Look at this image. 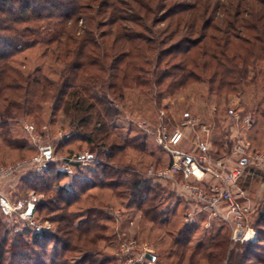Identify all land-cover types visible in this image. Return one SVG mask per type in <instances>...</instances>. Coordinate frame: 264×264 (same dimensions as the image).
Wrapping results in <instances>:
<instances>
[{
	"label": "trees",
	"instance_id": "16d2710c",
	"mask_svg": "<svg viewBox=\"0 0 264 264\" xmlns=\"http://www.w3.org/2000/svg\"><path fill=\"white\" fill-rule=\"evenodd\" d=\"M90 1L93 5L98 2L95 5L97 15L105 18L104 24L96 22L95 28L92 29L87 24L93 21V17L85 16L83 12L88 6L85 0H44L43 2H46L44 5L39 2L31 4L36 2L35 0L20 2L19 14L12 19L14 24L4 27L15 32L16 36L13 40L9 39L4 43L2 41L3 44L0 46L2 144L25 148L26 143L18 146L14 143V138H8L9 121L33 115L34 111L41 109L42 102H46L49 98L54 101V113L55 109L68 103L67 98L72 89H80L88 94L89 98L94 99L100 112L109 115L112 110L109 103L111 100L107 95L99 96L94 93L96 86L107 91L108 95L123 98L125 89H143L154 84L157 87H165V92H159V98L162 99L167 95L176 96L192 84L206 83L209 92L217 91L218 97H224L225 95L220 92L241 93L245 87L254 85L259 75L264 76V7H261L264 0H235L236 2L231 6L227 3V9L225 5L220 8L221 18H216L212 11L210 12L211 9L207 6L208 0L205 5L203 0H193L192 3L164 0L163 17L159 19L164 18L165 21L170 19V23L166 28L156 31L145 24V21L156 13L152 5L153 0ZM93 5H89L88 9ZM54 19L64 23L59 35L51 33L48 27H44L46 23L51 26ZM80 21L86 22V25L79 27ZM15 22L36 24L20 30L15 26ZM127 22L141 27L144 32H139ZM173 22L177 23L176 27H173ZM104 26L108 28L100 30ZM146 34L151 36L148 37ZM179 34L182 35L179 40L172 42L168 47L164 46L168 39H173ZM32 35L36 38L29 40L28 37ZM41 42L46 44L47 50L44 55L51 52L55 56V61L63 64L62 77L58 81L45 75L41 68L36 69L32 74H25L10 63L11 55ZM7 47L12 50H5ZM152 65L154 70L147 69V66ZM146 74L152 76L149 78L145 76ZM257 110L264 119V103L257 105L253 125L258 121ZM253 139L256 142L255 136ZM220 143L223 151L229 149V145L225 146V141ZM124 148L125 150L133 148L147 157L153 154V152L147 153L145 144L127 142ZM124 148L114 146L110 150L97 151L112 160L116 155L114 149L122 152ZM141 163L142 166L146 164L145 161ZM52 164V162L48 163L41 173L31 171L33 180L30 185L35 192L45 193L51 191L54 184L69 179V184L65 182L64 186H60L57 192L59 195L55 196L65 206L53 208L46 205L48 202H43L40 207L41 210L48 208L52 212L61 211L57 219L59 224L63 223L59 228L60 231L64 233L69 231L73 223V214L67 212V208L80 199L87 189L94 187L116 189L117 185L124 183L130 184L128 205L140 210L145 217L152 215V221L158 219L156 215L158 210L153 206V201L165 187L156 184L153 178L146 172L139 171L134 164L128 162L124 165L122 173L127 176L124 182L116 180V174L120 171H116L104 162L84 169L76 167L72 175H67L58 169L51 173ZM170 198L173 199L172 210L162 212L165 217L161 222L166 224L172 223L171 217L176 218L180 214H186L187 210L186 202L176 197L173 190ZM40 209L38 208L37 211L39 212ZM171 212V216H166ZM257 215V223L264 226V203ZM206 216V212H201L194 222H185L179 226L178 233L172 240L171 255L181 262L187 258L189 252V262L193 264L195 255L206 251L204 258L208 262L214 257L217 261L225 257L229 258V264H250L255 260L258 264H264V230H258V241L244 243L245 245H240L237 252L234 250L230 252L228 250L230 238L223 232L227 224L221 222L216 226L217 222H214L212 230H204L206 231L204 237L199 238L192 247L196 232L204 224L201 217ZM26 229L31 233L29 240L34 245L48 246L52 240L63 241L61 236L52 233V229L44 232L36 231L32 227ZM23 237L20 234L11 239L10 247L13 255L24 251L21 248L26 246ZM8 240L10 238L3 236L1 242L8 243ZM1 242L0 264H3L4 245ZM19 248L21 250H17ZM10 263L15 262L11 260Z\"/></svg>",
	"mask_w": 264,
	"mask_h": 264
},
{
	"label": "rangeland",
	"instance_id": "374dc122",
	"mask_svg": "<svg viewBox=\"0 0 264 264\" xmlns=\"http://www.w3.org/2000/svg\"><path fill=\"white\" fill-rule=\"evenodd\" d=\"M24 1L29 2L31 0H0V46L4 41L13 40V37L16 36L15 32L4 29V27L14 24L12 19L19 14L20 2ZM35 1L31 4L39 2L44 5L46 3L43 2L44 0ZM180 1L193 2V0ZM206 1L203 0L204 5ZM236 1L208 0L207 6L210 7V12L212 11L216 18H221L222 12L220 8L222 9L224 5L226 8L227 3L231 6ZM85 2L88 4L86 6L87 9L83 11L85 16L91 15L93 17V21L87 24L89 28H95L96 22H103L102 24H104L105 18L97 15L95 5L98 2L94 3V5L90 0H85ZM164 2V0H153L152 5L156 9V13H153L150 19L145 21V24L155 31L166 28L170 23V19L167 21L163 20L164 18L162 19L163 21L159 19L161 16L163 17L162 3ZM253 2L251 1V3ZM89 5L93 6L88 9ZM263 5L261 7H264ZM182 19L185 20V18ZM35 24L33 22H15V26L20 30H24L27 26L33 27ZM127 24L136 27L135 29H138L139 32H144V29L137 27L134 23L127 22ZM172 24L173 27L177 25L175 22ZM63 25L62 21L54 19L51 26L46 23L44 27H48L47 29L51 33L59 35L63 30ZM84 25H86V22L80 21L78 24L79 27ZM107 28V26H104L100 30ZM146 35L148 37L151 36L150 34ZM181 36L179 34L173 39H168L167 44L164 46L168 47L172 42L179 40ZM28 38L33 40L36 37L32 35ZM10 49V47H7L5 50L9 51ZM46 50V44L41 42L16 54H10L9 60L13 66L19 68L25 74H32L36 69L41 68L45 75L52 80L58 81L62 77L63 64L57 63L55 56L51 52L44 55ZM150 68L154 70L153 65L147 66V69ZM145 76L151 77L152 75L146 74ZM95 89L96 92L94 93L99 96L107 95V98L112 101L109 102L112 107L109 115L106 112H100L98 105L95 104L94 99L89 98L88 94L80 89H72L67 98L68 103L59 109H55L54 113V101L49 98L46 102H42L41 109L34 111L33 115L22 116L15 121L10 120L8 138H14L13 141L18 146L23 143H26L27 146L25 148L9 147L2 144L0 138V145L2 144L0 146V168L24 159L29 160L38 155L41 146L50 144L53 147L55 158V161L52 162L53 167L50 169L51 173L57 169L60 170L63 157L89 150L106 165L115 168L116 171L119 170L120 172L116 174V180L118 181L119 179L124 182L127 176L122 171L125 167L124 165L128 162L134 164L139 171L145 173L151 166L156 169H165L172 161V154L169 153L164 145L167 139H164L163 135L160 138L159 135V130L162 128L160 124L164 123V125H167L168 129L166 132L170 141V137L179 129L177 128L179 121L188 118L187 116H190V114L197 115V113L212 118L209 112L214 109L218 110V115H215L216 120L219 118L223 119L229 115V118H231L230 122H234V124L232 122L233 128L238 130L239 134L231 135L232 131L229 128L228 150L230 153L236 144L237 138L241 137L246 141L249 140L250 135L255 136L256 148L264 152V119L258 113L259 110L256 113L257 124L250 128L242 127L240 123H236L232 118L234 114L242 115L246 113H251L254 117L257 105L264 103V76L259 75L256 83L245 87L241 93L226 94V92H220V94L225 95L224 97H218L217 91L209 92L206 83L192 84L182 90L180 94L176 96L167 95L162 99L159 98V92H165V87H157L154 84L143 89H125L123 98H115L111 94L108 95L107 91L100 89V86H96ZM166 106L168 107L166 108ZM229 118L223 127L225 134L228 133ZM141 123H143V126ZM162 140L164 141L162 142ZM127 142L145 144L147 153L153 152L152 156L147 157L133 148L125 150L124 147ZM114 146L124 149H122V152L114 149L116 155L112 160L98 153L101 149L110 150ZM176 149L178 150V148ZM144 161L146 164L143 163L144 166H142L141 162ZM31 171L33 170L30 167L19 168L10 175L0 179V194L8 196L13 201L34 197L37 209H40L43 202H48L46 205L53 208L65 206L55 196L59 195L57 192L60 186L65 182V184H69V179L61 181L62 183L54 184L51 191H46L45 193L35 192L30 185L33 180ZM180 179H183L181 175ZM155 182L165 187L164 191H160V195L153 201V206H156L158 210L156 214L158 219L156 221H152V215L145 217L140 210L128 205L129 183L119 184L116 189L109 187L87 189L80 199L74 201L67 208V212L73 214V223L67 233L59 230L61 224H63H59L57 221L61 211L54 210L52 212L48 208L40 209L39 212L36 210V220L40 223L49 221L52 233L54 232V234L61 236L63 239L62 242L52 240L48 246H39L31 243L29 239L32 235L26 229L27 226H24L23 221L19 217L15 219L8 218L0 209V242L3 236L10 238L8 243L1 242L4 245L3 264H11V260L15 262L14 264H125L128 261V257H136L142 253H150L155 256V259L151 260L152 264H191L189 262V252H187V258L180 262L174 255H171V245L173 238L178 233L179 226H182L185 222H194L196 217L191 221H186L187 213L189 212L186 210V214H180L176 218L171 217V224L162 223L161 220L165 217L164 211L172 210L173 199L170 197H172L173 189L159 181ZM185 197L189 198L188 196ZM50 199L52 201H49ZM171 214L172 212L166 216H171ZM257 216V212L252 214L250 223L257 230H264V226L257 223ZM45 218L47 220H44ZM201 218L205 222L207 216ZM85 221L87 222L84 223ZM214 222H217L216 226L221 223V221H213L209 228H205L204 224L202 228L200 227L195 234L191 244L192 247L196 245L199 238L204 237L206 232L204 230H212ZM224 228L223 232L230 238L228 250L237 252L240 249V245L244 243H234L231 240L230 226L227 224ZM20 234L24 236L23 241L24 243L26 242V246L21 247L24 251H16L18 254L13 255L10 247L11 239ZM131 241H136L137 244L133 246L134 248L130 253H126L127 248L131 246ZM205 252L201 251L196 254L193 264L230 263L229 258L225 257L219 261L214 257L208 262L204 258L206 256L204 255ZM250 264H258V262L255 260L251 261Z\"/></svg>",
	"mask_w": 264,
	"mask_h": 264
},
{
	"label": "built area",
	"instance_id": "2783aa9c",
	"mask_svg": "<svg viewBox=\"0 0 264 264\" xmlns=\"http://www.w3.org/2000/svg\"><path fill=\"white\" fill-rule=\"evenodd\" d=\"M232 118L236 123H240L245 128L252 127L254 123V118L251 113L242 115L234 114ZM188 123V121H185L183 124L186 125ZM141 125L143 126V123ZM160 126L162 127L159 130L160 138L163 135L164 139H167L164 145L169 153L172 154L173 160L165 169H156L151 166L146 173L154 181L169 183L174 186L179 184L177 177L181 173L183 177L180 183L182 193L188 196L194 204L187 213L186 221L193 220L198 213L206 212L207 219L204 222L205 228H209L213 221H221L230 226L231 240L234 243H254L258 241L259 232L250 223L252 207L247 202H238L235 197V188L239 180L251 172L246 169L243 163L245 158L248 161L247 158L250 156L248 155L249 144L239 137L232 148L230 158H219L211 163L214 167L225 170L223 174L224 184L221 186L214 184L210 191H207L199 184L204 177L205 164L208 161L206 155L195 158L194 156L177 150L175 147L181 138V132H175L169 141L166 126L164 124H160ZM209 129L210 125H202V131L208 132ZM250 158L253 159V163L251 164H254L255 160L262 162L264 155L250 156ZM233 159L235 163L228 167L227 164ZM53 161H55V158L52 145H43L40 147L38 155L33 158L29 160L24 159L15 164L1 167L0 179L10 175L19 168L30 167L33 171L41 173L45 169V166ZM101 163L102 160L98 156L86 150L63 157L61 159L60 170L67 175H72L76 167L84 169ZM0 209L8 218L15 219L19 217L23 221L24 226L32 227L36 231L44 232L51 229L49 221L40 223L36 220L35 212L37 210V204L34 197L13 201L8 196L0 194ZM130 244L131 246L127 248L126 253H130L137 242L131 241ZM147 254L142 253L136 257H128V261L125 264L145 262L152 264L153 262L147 258Z\"/></svg>",
	"mask_w": 264,
	"mask_h": 264
},
{
	"label": "crops",
	"instance_id": "0c3cea01",
	"mask_svg": "<svg viewBox=\"0 0 264 264\" xmlns=\"http://www.w3.org/2000/svg\"><path fill=\"white\" fill-rule=\"evenodd\" d=\"M209 113L212 118L202 114L199 115L198 113L197 115L190 114V116H187L188 118H184L178 122L177 128L179 129L175 131L181 132V138L175 148H178L179 151L194 156L195 158L206 155L209 162L207 161L205 164L206 168L204 169V177L199 182V184L207 191H210L214 184L220 186L224 184L223 174L225 170L222 168H216L211 163L219 158H230L231 153L229 150L223 151L222 143L220 142L225 141L226 147L229 145V128L232 131L231 135H236L238 133V130L233 128L234 122H230L231 118H229V115L223 119L219 118L216 120L215 115H218V110L214 109ZM228 118V133L225 134L226 132L224 131L223 127L225 126V122L228 121ZM185 121H188L189 123L184 125L183 123ZM204 124L210 125L208 132L202 131V125ZM253 137L254 135H250L249 140H246V142L249 144L248 155L251 157L255 155H264V152L256 148L257 146ZM250 156L247 158L248 161H246L245 158L243 163L246 169L251 172L239 180L235 188V197L240 203L247 202L250 204L253 214L259 212V208L264 203V159L262 162L255 160L254 164H251L253 163V159L250 158ZM172 157L173 156H171V159ZM234 161V159L230 160V162L227 164L228 167L234 164ZM180 175L181 173L177 177L179 184L174 186L173 184L163 183V185L171 187L175 192L176 197L186 202L187 210L189 211L191 206L194 204L182 193V189L180 188L182 179H180ZM199 214L200 213H198L195 217H197Z\"/></svg>",
	"mask_w": 264,
	"mask_h": 264
},
{
	"label": "water",
	"instance_id": "95a60500",
	"mask_svg": "<svg viewBox=\"0 0 264 264\" xmlns=\"http://www.w3.org/2000/svg\"><path fill=\"white\" fill-rule=\"evenodd\" d=\"M147 258H149L150 260H154L155 259V256L152 255V254H150V253H148L147 254Z\"/></svg>",
	"mask_w": 264,
	"mask_h": 264
}]
</instances>
